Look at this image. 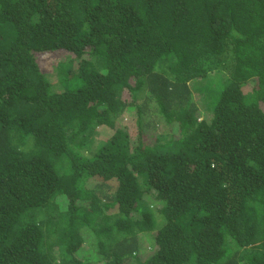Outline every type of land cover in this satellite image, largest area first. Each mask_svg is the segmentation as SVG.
<instances>
[{
	"label": "trees",
	"instance_id": "1",
	"mask_svg": "<svg viewBox=\"0 0 264 264\" xmlns=\"http://www.w3.org/2000/svg\"><path fill=\"white\" fill-rule=\"evenodd\" d=\"M0 264H264V0H0Z\"/></svg>",
	"mask_w": 264,
	"mask_h": 264
},
{
	"label": "rangeland",
	"instance_id": "2",
	"mask_svg": "<svg viewBox=\"0 0 264 264\" xmlns=\"http://www.w3.org/2000/svg\"><path fill=\"white\" fill-rule=\"evenodd\" d=\"M68 58L67 54L61 50H55L52 52H43L39 55L38 62L41 67V70L47 74V77L53 81L57 82L56 79V72L55 67L58 63V61L62 59ZM57 84V83H56ZM203 115V114H202ZM142 117L140 126L148 131L146 134L148 135L149 139L154 136L153 133H151V128L147 126L146 120H144L143 114H140ZM201 118V116H200ZM137 119H138V108L137 106L130 105L129 107L125 108L118 117V122L122 125H125V127L128 129V131L131 133V135H134L136 133L137 128ZM144 123V124H143ZM144 125V126H143ZM161 128V127H160ZM126 129V130H127ZM111 133V129L106 125H99L97 126L93 133H92V145L91 148L94 149L95 147H98L101 143L105 141V139L108 137V135ZM92 181V179H90ZM93 181H95L93 179ZM90 183V182H88ZM87 183V184H88ZM92 184V183H90ZM144 242L148 244V241ZM78 255H82L83 251L81 249L78 250Z\"/></svg>",
	"mask_w": 264,
	"mask_h": 264
}]
</instances>
